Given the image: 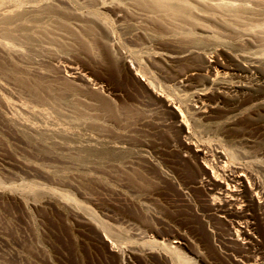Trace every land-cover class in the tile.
I'll return each instance as SVG.
<instances>
[{"label": "rangeland", "instance_id": "1", "mask_svg": "<svg viewBox=\"0 0 264 264\" xmlns=\"http://www.w3.org/2000/svg\"><path fill=\"white\" fill-rule=\"evenodd\" d=\"M195 1L160 0L149 13L139 0H0V264H177L151 234L168 229L186 264H218L189 222L203 208L219 256L233 246L264 264V0L233 2L232 33L221 14L194 10L184 24L167 5ZM89 23L108 57L73 41ZM88 68L112 73L119 90L92 83ZM206 153L241 168V182L227 190ZM184 161L200 173L188 187ZM220 206L244 217L234 225Z\"/></svg>", "mask_w": 264, "mask_h": 264}, {"label": "bare ground", "instance_id": "2", "mask_svg": "<svg viewBox=\"0 0 264 264\" xmlns=\"http://www.w3.org/2000/svg\"><path fill=\"white\" fill-rule=\"evenodd\" d=\"M97 1L98 0H92V2L94 4H96ZM159 1L160 0H139L138 5L143 10H145L146 12L153 13V12L159 11V9H161V7L163 6V4H160ZM187 1H190V0H187ZM235 1L236 0H197V1H195V3L190 2L186 5H180L179 3H176V2L175 3L169 2L167 5H168V8L173 9L175 11H179L183 14L182 22L184 24L190 23V20L193 17V15L191 13L194 10H197L201 14H207V15L221 14L222 18L224 19L223 20L224 25L222 26V28L225 27L226 31H230V33H232L234 30V26H233L234 19L237 17H240V18L242 17L241 16L242 14H240V13L236 14L235 12H233L234 10H232L233 9L232 7L234 6L233 2H235ZM241 2H242V0H241ZM13 18H14V15L5 16V17H3L2 22H4L8 26H11ZM14 20H15V18H14ZM206 23L209 24L208 21ZM30 24L31 23L28 22V23H24L21 26L20 31L22 34L27 35L28 32L31 31ZM210 25H211V23L208 25V28L210 27L209 28L210 30L208 32L211 34V36H213L214 38H220L221 39V36H219L217 29H215L216 28L215 25H213V24L211 26ZM35 26L36 27L39 26L40 34L42 31H43V33H45V29H44L41 22H36ZM243 27L245 28L244 31L248 32L253 27H256V26H253L250 23H247ZM211 28H212V30H211ZM56 29L57 30H63V27H61V26L56 27ZM81 32L83 34L82 37L76 36V34H74V33H71V37H72L73 41L75 43H77L79 47L82 48V50H84L86 53L92 55L93 57L96 56L97 54H101L102 56H105V58L108 57L109 51L107 49V44H108L109 40L107 37H105L103 35L100 36L99 34H97L96 26L94 24H92V23L87 24L82 29ZM185 33L187 35L192 34L191 31L185 32ZM100 39L102 41H105V42L102 43L100 41ZM112 66H111V68L102 67L100 69L101 70H107L108 72H110L109 70H115L114 68H112ZM88 69L90 70V73L92 75V79H91L93 81L92 83H94L97 86H107V87L112 86L109 88V90H111L110 93L119 90V83L115 82L114 87H113V81H114L113 77L114 76L112 73L109 74V77H105L104 75H102V73H100V71L98 72L97 70L92 69V68H88ZM116 73H118L117 75H119V70H117ZM149 73L150 72H146L147 75ZM213 85H214L215 89H224L226 91L236 90L235 89L236 87L234 85H230L229 83H225V82L214 81ZM195 98L197 99V101L200 99L199 96H194L192 99L195 100ZM103 105L105 107H107L110 105V103L107 100H103ZM104 109H106V108H104ZM210 157L218 158L220 160H222L221 158H223L221 155L217 156V154H215V153H212L210 156L207 155V153H206V156L204 159L209 164L211 161ZM223 163L224 164L218 165V167L212 166L211 164H210V166L214 170L216 177H218V178L221 177V179L225 180L227 190H229L230 187L232 186V184L234 185L232 187H236L235 186L236 183L241 182L240 176H242V174L245 172L242 171L241 168H239V167H232V166L229 167L225 161ZM182 167H183V169L181 170V173L178 175L182 184L185 185L186 187H188V185H190L192 183H196L197 179L200 176V173L194 167H192L191 164L187 161H184ZM253 189L255 190L256 193H260L261 185L256 184L255 188L253 185ZM258 189H259V191H258ZM263 194H264V192H263ZM230 196L236 197V199L240 200V202H245V200L247 198V196H245L243 194L236 195V196L230 195ZM214 198H215V200L220 199L218 196H215V195H214ZM189 206L186 207L187 211H191V208ZM201 211H202L203 216L205 217L206 212H205L204 208L201 209ZM212 211H216V212L220 211L222 214L229 216L230 220L233 221L234 225L239 224L240 221L242 220V218L244 217V216H241V214H238L234 211H229L228 209H226L225 206L213 208ZM190 214H191V212H190ZM203 218H201V216L199 217L195 214H191L189 222L198 226V231L201 235V242L206 246L208 251L213 255L214 260L218 264H228V262L231 260L229 258V255L234 256V257L235 256L239 257L243 264H260L258 261L262 260L261 255H260V253H258L255 250L254 251H247L243 248H237V247H233V246H227V247L225 246V247H222V249L224 250V253L226 255L225 258H223L222 256H219L210 243L211 242V236L206 232V225L209 223V221H207L206 219L204 220ZM183 224H185V223H183ZM255 226H256L255 227L256 232L261 236V238L263 239V242H264V227L261 225V223L259 221L256 222ZM236 231L238 233L237 234L238 236H242V234H239L242 232L238 228H236ZM151 234H152V236H154L157 239V241L162 242L164 245H166V247H168V249H169L168 252L178 255L179 259L177 261V264H186V262H188L187 257L178 248L171 247L170 239H172V238L177 239V235L174 233L173 230L168 229V230L158 231L156 233H151ZM215 237L219 241L222 240V234L219 232H216ZM229 245H230V243H229Z\"/></svg>", "mask_w": 264, "mask_h": 264}]
</instances>
